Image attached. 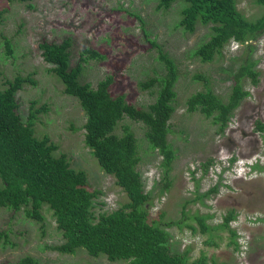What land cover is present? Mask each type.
<instances>
[{"label":"rangeland","instance_id":"obj_1","mask_svg":"<svg viewBox=\"0 0 264 264\" xmlns=\"http://www.w3.org/2000/svg\"><path fill=\"white\" fill-rule=\"evenodd\" d=\"M236 1L238 10L248 20L255 22L264 16V6L258 0ZM181 3L165 11L158 9L157 0H30L26 3L0 0V15L3 13L0 90L6 88L8 80L35 74L38 85L25 86L18 94L20 114L24 121L28 120L33 102L37 109L47 108L35 121L36 137L49 136L59 147L56 156L67 154L75 169L87 173L90 190L102 191L95 209L97 215L111 213L129 199L117 186L115 177L101 169L86 146L85 112L77 99L65 94L62 82L49 71L52 66L44 61L39 44L44 40L61 43L71 39L73 67L84 50L99 52L105 59L86 63L81 82L97 88L99 82L113 76V96H125L137 108H148L156 100L158 87L143 91L140 84L165 75L160 51L151 43L156 42L176 61L181 73L176 86V112L170 121L169 140L177 158L169 175L172 183L169 191L163 193V158L150 150L145 125L126 118L116 129L122 136V127L130 125L138 139L142 162L137 171L142 176L145 193L151 195L150 222L158 221L160 214H164L159 224L172 235L173 251L193 249L190 262L204 253L210 262L240 264L229 232L215 228L231 212L240 220L256 218V225L243 226L251 242L247 262L264 264V135L256 129L259 122L264 123V34L259 41L249 42L254 52L232 43L225 48L223 56H216L212 63H203L193 56V51L209 41L211 30L198 26L194 34H189L180 28ZM6 40L12 44L11 56L7 55ZM250 58L257 62L260 84L253 86L244 81L250 97L234 112L224 133H219L212 120L200 112L188 111V100L204 90V83L195 78L197 75L209 78L213 90L227 102L235 83L234 75ZM232 158L236 159L235 163L230 161ZM256 162L260 168L250 177L232 178L237 168L244 170L243 163ZM207 163L211 166L205 175L202 166ZM248 172L246 169L245 174ZM42 213L46 220L44 231L24 211L15 213L0 208V233L7 232L12 244L0 241V264H15L25 256L36 258L40 264H127L110 262L105 256L94 258L85 249L77 250L74 255L49 250L47 247L60 246L65 240L52 211L45 206ZM205 215L212 216L207 225L214 228L208 234H203L193 220ZM187 225L196 227L197 232Z\"/></svg>","mask_w":264,"mask_h":264},{"label":"trees","instance_id":"obj_2","mask_svg":"<svg viewBox=\"0 0 264 264\" xmlns=\"http://www.w3.org/2000/svg\"><path fill=\"white\" fill-rule=\"evenodd\" d=\"M7 1L26 3L30 0ZM157 1L158 9L165 11L177 2H182L179 27L186 33L194 34L198 26L210 28L209 41L193 51V56L203 63H212L216 56H223L225 48L232 43L254 52V46L249 45V42L252 44L259 41L264 34V16L255 22L248 20L238 10L236 0ZM258 2L264 6V0ZM2 16L3 13L0 15V23ZM151 43L160 51L159 60L165 67V75L140 84L143 91L158 87L156 100L148 108H137L125 96H113V76L99 82L97 88H93L90 83L81 82L86 63L105 59L99 52L84 50L73 67L71 39H65L61 43L44 40L39 44L44 61L52 66L49 71L62 82L65 94L77 99L85 112L86 146L101 169L107 175L115 177L117 186L125 192L129 202L116 211L97 215L95 209L98 198L103 195L102 191L90 190L87 173L75 169L67 154L56 156L59 147L49 136L41 139L36 137L35 121L38 114L47 112V108L37 109L36 103H31L28 120L24 121L19 112L18 101V94L25 86L38 85L34 79L35 74H31L8 80L6 88L0 90V180L3 183L0 188V208L10 209L15 213L24 211L25 216L41 224L44 231L46 220L42 211L47 206L65 240L60 246L47 248L65 255H74L77 250L85 249L94 258L105 256L110 262L124 261L127 264H225L210 262L204 253L190 262L193 251L191 248L182 253L173 251L172 235L159 224L164 214H160L158 221L150 222L148 205L151 203V195L145 193L142 176L137 171L142 162L138 139L130 125L122 127V136L116 133L119 124L126 118L145 125L150 150L157 151L163 158V193L169 191L172 186L169 175L177 158L176 150L169 140L172 132L170 121L176 112V86L181 73L176 61L156 42ZM5 45L7 55L11 56V42L6 40ZM256 67L257 62L251 58L241 65L234 75L235 83L227 102L213 90L209 78L197 75L195 78L204 83V90L188 100V111L200 112L206 119L212 120L219 133H224L234 112L250 97L244 81H249L253 86L260 84V72ZM256 129L264 135V123L259 122ZM210 166V163L202 166L205 175ZM259 168L254 167L255 170ZM201 199L202 197H198V200ZM183 216H187L184 211ZM236 218L235 213L231 212L225 216L223 224L215 228L228 231L234 247H237L236 233L229 226ZM209 219L212 216L193 218L203 234L214 230L207 225ZM187 226L191 231L197 232L196 227ZM2 240L5 245H12L7 232L0 233V241ZM207 244L214 245L212 242ZM15 264L40 262L32 256H25Z\"/></svg>","mask_w":264,"mask_h":264},{"label":"built area","instance_id":"obj_3","mask_svg":"<svg viewBox=\"0 0 264 264\" xmlns=\"http://www.w3.org/2000/svg\"><path fill=\"white\" fill-rule=\"evenodd\" d=\"M232 173H234V171ZM233 176H236V175L232 174V178H235V179L241 178V173H239L237 177H233ZM224 218L225 217H223V220ZM223 220L221 221L220 225L223 224ZM256 221H257L256 218L248 217V219H244V220L242 219L240 220L236 218L234 221L230 223V226H229L230 229L236 233L237 247H235V250H236L235 256H237V258L239 259L240 264H248L247 259H248V254H249L250 247H251L250 245L251 242L249 238L247 237L246 231L243 226L245 223L249 226L256 225Z\"/></svg>","mask_w":264,"mask_h":264},{"label":"clouds","instance_id":"obj_4","mask_svg":"<svg viewBox=\"0 0 264 264\" xmlns=\"http://www.w3.org/2000/svg\"><path fill=\"white\" fill-rule=\"evenodd\" d=\"M235 44H236V43H235ZM237 45H238V44H237ZM238 46H239V45H238ZM230 161H231L232 163H235V162H236V159L232 158ZM237 164H239V163L237 162ZM255 166H259L257 162H256V163H243V166H242V167H244V168H243L244 170H242V168H241V169H240V168H239V169L237 168V169L234 171V175L237 176L239 173H241V177H244V178L250 177V176L252 175V172L257 170V169H256V170L254 169ZM224 168H226V167H224ZM246 169H248L249 172L245 174ZM228 171H231V169L228 170ZM236 171H237V172L240 171V172H239V173H236ZM250 172H251V173H250Z\"/></svg>","mask_w":264,"mask_h":264}]
</instances>
